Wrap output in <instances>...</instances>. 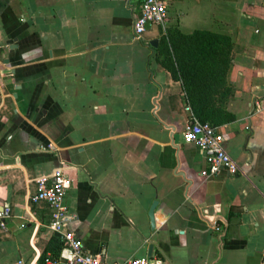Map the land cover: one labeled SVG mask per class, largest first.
Returning a JSON list of instances; mask_svg holds the SVG:
<instances>
[{
	"label": "crops",
	"instance_id": "crops-1",
	"mask_svg": "<svg viewBox=\"0 0 264 264\" xmlns=\"http://www.w3.org/2000/svg\"><path fill=\"white\" fill-rule=\"evenodd\" d=\"M143 1L0 0V264L56 257L63 235L31 196L58 168L72 179L68 228L114 264L151 242L168 264H264V0H169L166 25L138 38ZM170 26L233 40L237 119L217 129L238 173L203 175L184 139L192 115L158 50Z\"/></svg>",
	"mask_w": 264,
	"mask_h": 264
},
{
	"label": "built area",
	"instance_id": "built-area-1",
	"mask_svg": "<svg viewBox=\"0 0 264 264\" xmlns=\"http://www.w3.org/2000/svg\"><path fill=\"white\" fill-rule=\"evenodd\" d=\"M168 7L169 0H144L134 24L136 36L142 37L150 24L165 26L169 19ZM256 105L261 107V101H257ZM187 109L191 112L189 106ZM183 136L186 142L194 144L204 153L207 168L202 171L203 175H213L221 170L235 174L241 170L238 162L224 146L223 135L210 122H202L191 116V121L183 130ZM71 183L72 179L63 169L58 168L51 176H42L38 179L37 190L31 196L32 203L46 202L50 206L52 220L49 228L62 233L64 239L60 255L57 258H47V264H114L100 254L87 251L79 235L68 228L69 216L65 198ZM10 212L9 207L0 211L1 227H6V219ZM23 263V260H19V264ZM122 264H168V262L162 257L141 256L131 258Z\"/></svg>",
	"mask_w": 264,
	"mask_h": 264
},
{
	"label": "trees",
	"instance_id": "trees-1",
	"mask_svg": "<svg viewBox=\"0 0 264 264\" xmlns=\"http://www.w3.org/2000/svg\"><path fill=\"white\" fill-rule=\"evenodd\" d=\"M233 48V40L226 33L210 29L183 33L177 26H170L162 34L158 49L163 54L162 65L181 82L193 118L217 128L237 119V114L227 108L233 93L227 80ZM52 240L57 243V258L64 241L57 234ZM49 257L45 253L41 264H47Z\"/></svg>",
	"mask_w": 264,
	"mask_h": 264
},
{
	"label": "water",
	"instance_id": "water-1",
	"mask_svg": "<svg viewBox=\"0 0 264 264\" xmlns=\"http://www.w3.org/2000/svg\"><path fill=\"white\" fill-rule=\"evenodd\" d=\"M13 42V39H10L9 43L11 44ZM158 42H159V39H154L151 41L152 45L154 46H157L158 45ZM158 204V200H155L151 209H150V217H151V221H152V227L155 228L156 227V222H155V209H156V206ZM154 242H151L150 243V246H149V255L151 256L152 255V250L154 248Z\"/></svg>",
	"mask_w": 264,
	"mask_h": 264
}]
</instances>
